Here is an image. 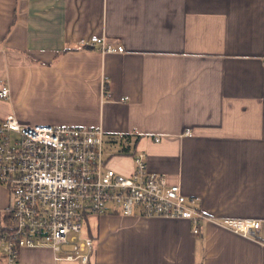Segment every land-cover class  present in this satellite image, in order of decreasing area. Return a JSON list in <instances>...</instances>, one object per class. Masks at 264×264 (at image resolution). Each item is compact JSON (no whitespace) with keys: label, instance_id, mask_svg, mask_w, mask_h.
<instances>
[{"label":"crops","instance_id":"obj_1","mask_svg":"<svg viewBox=\"0 0 264 264\" xmlns=\"http://www.w3.org/2000/svg\"><path fill=\"white\" fill-rule=\"evenodd\" d=\"M263 60L264 0H0V118L100 127L110 166L130 174L146 152L150 172L213 218L197 234L186 218L93 215L91 264H264V225L218 222H264ZM10 203L0 183V230ZM56 255L23 247L18 264H80Z\"/></svg>","mask_w":264,"mask_h":264},{"label":"built area","instance_id":"obj_2","mask_svg":"<svg viewBox=\"0 0 264 264\" xmlns=\"http://www.w3.org/2000/svg\"><path fill=\"white\" fill-rule=\"evenodd\" d=\"M86 44L102 52L124 51L122 44L98 36ZM9 96L10 88L2 82L0 98ZM118 138L127 139L123 134ZM112 139L100 127L28 124L13 114L0 118V183L9 189L12 215V227L1 233L7 264H18L23 247H50L56 259L91 264L95 241L85 228L93 215L186 218L197 234L201 219L213 220L198 207V197L185 194L179 184L168 185L164 174L148 170L146 152L132 153L130 174L110 166L115 151L108 158L106 153L113 148ZM218 222L250 235L264 225L259 219Z\"/></svg>","mask_w":264,"mask_h":264},{"label":"trees","instance_id":"obj_3","mask_svg":"<svg viewBox=\"0 0 264 264\" xmlns=\"http://www.w3.org/2000/svg\"><path fill=\"white\" fill-rule=\"evenodd\" d=\"M115 141V140H114ZM4 225L2 226L1 230H0V240H1V233L4 230H8L12 227V215L10 212H8L5 216H4Z\"/></svg>","mask_w":264,"mask_h":264},{"label":"rangeland","instance_id":"obj_4","mask_svg":"<svg viewBox=\"0 0 264 264\" xmlns=\"http://www.w3.org/2000/svg\"><path fill=\"white\" fill-rule=\"evenodd\" d=\"M116 147H117V148H120V147L118 146V144H117ZM113 150H114V148H111V150H110L109 147L107 148L106 158H108V157L110 156V154L113 152ZM119 213H121V212H119ZM92 222H93V220L91 219V224H92ZM85 229H86V228H85ZM85 233H86V232H85Z\"/></svg>","mask_w":264,"mask_h":264}]
</instances>
